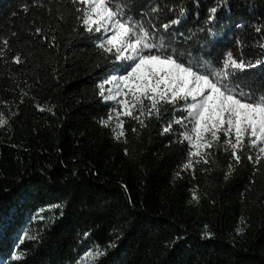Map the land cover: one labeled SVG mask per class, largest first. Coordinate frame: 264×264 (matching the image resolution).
<instances>
[{
    "label": "trees",
    "instance_id": "trees-1",
    "mask_svg": "<svg viewBox=\"0 0 264 264\" xmlns=\"http://www.w3.org/2000/svg\"><path fill=\"white\" fill-rule=\"evenodd\" d=\"M116 2L157 28L180 19L164 35L185 60L219 66L232 35L246 59L264 58V28L255 31L264 26V0ZM75 7L0 0V38L8 40L0 42V113L8 121L0 127V264H264V160L254 165L247 155L256 152L245 147L226 178L233 161L217 147L211 163L183 170L184 128L163 131L171 108L159 119L142 116L145 127L121 117L125 136L116 139L115 102L98 86L125 66L102 55L101 33L85 31ZM234 79L264 93V65ZM97 247L105 255L85 257Z\"/></svg>",
    "mask_w": 264,
    "mask_h": 264
},
{
    "label": "snow or ice",
    "instance_id": "snow-or-ice-1",
    "mask_svg": "<svg viewBox=\"0 0 264 264\" xmlns=\"http://www.w3.org/2000/svg\"><path fill=\"white\" fill-rule=\"evenodd\" d=\"M71 3L80 14L77 20L81 21L84 30L101 33L97 48L102 55L113 56L116 62L125 66L122 74L112 75L98 86L105 101L115 102L112 112H115L117 119L113 128L116 139L125 136V121L121 117L145 127L142 116L159 119L163 112L171 108L173 119L163 131H172L174 124L184 128L180 132L179 142H187L188 158L182 166L183 170L192 169L194 164L211 163V150L217 147L230 153L233 161L229 164L226 178L234 171V166L242 162L245 147L255 150V158L247 155L254 165L264 160V93L256 95L245 91L234 79L239 73L264 65V58L254 62L246 59L243 41L237 39L235 43L239 55L227 51L219 66L195 61L191 57L185 60L184 54L165 42L164 35L172 25L179 24L180 19L157 28L151 20L146 25L143 19L134 20L131 16H125L123 6L116 0H71ZM160 11L158 7L150 10L151 13ZM216 12L217 7L209 9V23ZM180 15L183 16V9ZM262 28L264 26L256 27L255 31L260 33ZM36 33L39 35L41 29L37 28ZM0 42L8 45L7 39L0 38ZM258 47L264 55V43L258 44ZM14 62L22 63L19 56L15 57ZM106 84L110 85L107 89ZM44 110L40 108V111ZM112 112L107 120L100 121L102 125L108 126L113 119ZM176 112L186 115L176 116ZM7 123L4 114L0 113V127ZM132 131L136 132L137 129L133 128ZM192 198L198 200L195 192ZM205 235L211 236V233ZM103 255L105 252L99 247L95 252L90 250L85 253V257L93 260ZM20 258L15 254L12 257L13 260Z\"/></svg>",
    "mask_w": 264,
    "mask_h": 264
},
{
    "label": "rangeland",
    "instance_id": "rangeland-1",
    "mask_svg": "<svg viewBox=\"0 0 264 264\" xmlns=\"http://www.w3.org/2000/svg\"><path fill=\"white\" fill-rule=\"evenodd\" d=\"M232 38H233V42H232L231 51L234 53V55L238 56L239 53H238L237 46H236V43H235L236 39H238V38L234 37L233 35H232ZM119 74H122V73H116L115 75H119Z\"/></svg>",
    "mask_w": 264,
    "mask_h": 264
}]
</instances>
